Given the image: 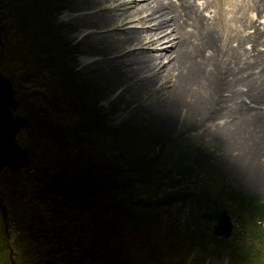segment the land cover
<instances>
[{
    "label": "trees",
    "instance_id": "trees-1",
    "mask_svg": "<svg viewBox=\"0 0 264 264\" xmlns=\"http://www.w3.org/2000/svg\"><path fill=\"white\" fill-rule=\"evenodd\" d=\"M68 7L69 0H0V14L10 18L16 31L4 36L0 64L4 62L3 56L24 63L27 57L30 67L27 71L39 72L42 56L52 59L55 55L56 62L50 61L51 66L46 67L58 65L55 69L59 71L50 69L57 76L54 74L48 84H43L45 91L35 89L29 94H43L52 112L40 105L37 113L26 112L32 127L39 130L38 135L50 139L56 147L44 159L39 156L38 169L29 172L34 183L30 185L32 197L28 202L45 205L51 216L46 220L33 210L20 214V223L43 233L55 230L71 236L86 233L73 244L77 246L81 239H88L87 247L81 245L83 252L73 255L72 264H143L144 258L138 263L135 253L141 256L142 248L149 246L155 250L169 249L176 239L204 247L212 242L218 256L229 247L231 264H264V250L252 243V238L264 232L261 227L264 201L254 194L237 192L208 154L192 142L175 151L157 133L126 124L116 127L106 124L107 114L97 107L103 95L99 84L83 80L63 64L69 44L63 43L58 31L61 26L55 25L51 18ZM27 71L21 75L23 81L30 79ZM27 98L23 94L21 101L35 103ZM62 112L69 118H59L57 115ZM98 138L104 139L109 154L102 152V145H97ZM160 170H164L162 177ZM154 173L157 180L150 186L165 182L164 190L154 189L148 195L132 192L135 182H148ZM212 196L229 207L246 226L253 245L242 247L237 241L209 233L199 225V217L193 225H182L179 217L172 221L164 215L168 210L164 208L187 200L204 202L209 208ZM88 207L92 208L89 236L85 229L87 222L77 224L72 219L76 209L84 213ZM6 238L0 230V264H4ZM69 248L67 245L62 250Z\"/></svg>",
    "mask_w": 264,
    "mask_h": 264
},
{
    "label": "bare ground",
    "instance_id": "bare-ground-1",
    "mask_svg": "<svg viewBox=\"0 0 264 264\" xmlns=\"http://www.w3.org/2000/svg\"><path fill=\"white\" fill-rule=\"evenodd\" d=\"M246 3L243 0L247 10L237 21L240 28L225 33L235 34L234 43L222 37L224 33L207 19L211 0L85 1L86 9H75L68 33L82 35V50L91 47L92 55L84 54L74 61L85 71L101 76L108 88H131V95L157 86L151 104L159 110L174 112L179 107L182 111L197 102L202 104L190 124L206 122L212 138L228 140L229 144L234 140L236 146L248 147L247 153L238 156L243 164L263 166L264 49L259 47H264V0H251L252 6ZM112 11L116 12L106 13ZM258 17L263 19L259 21ZM210 18L218 22L216 15ZM224 24L223 28L227 26ZM90 25L95 31L83 30ZM251 26L254 31L249 30ZM249 42L250 49L246 45ZM101 43L114 51L120 49L121 54L107 52L94 58L98 54L93 52L101 48ZM206 87L210 92L196 101V94ZM241 165L237 168L243 172ZM196 259L193 254L187 264H198Z\"/></svg>",
    "mask_w": 264,
    "mask_h": 264
},
{
    "label": "rangeland",
    "instance_id": "rangeland-1",
    "mask_svg": "<svg viewBox=\"0 0 264 264\" xmlns=\"http://www.w3.org/2000/svg\"><path fill=\"white\" fill-rule=\"evenodd\" d=\"M85 1L89 0H69V7L65 10L55 12L51 21L55 25L58 24L61 26V29L58 31L61 32L60 35L63 37V43L65 42L66 44H69L65 52L66 54L63 56V64L67 68H71L76 71V74H78V76L83 80L97 82L103 91V95L97 107L101 113L107 114L106 124L114 127L126 124L129 126H135L139 130H147L149 133H157L160 135L161 140L165 141V145L168 147L172 146L170 149H174L175 151H180L182 146L192 142L195 146H199L208 154L212 162L223 171L227 183L237 192L251 195L254 194L261 201H264V177L261 174H264V165L261 166V164H255V166H257L256 168L250 165L246 166L243 164V161L238 159L239 155L247 153L248 147L243 149L241 146H236L234 140L231 144H229L228 140L212 138L208 135L211 132H208L209 128L207 127L206 122L201 121L198 123L197 120L196 124H190V122L192 123L193 120H195L196 115L200 113V106L202 104H198L197 102V104L187 107L182 111L179 107H177L174 112L159 110L155 105L151 104L152 101H154L153 97L156 95L157 86L136 90L134 94L131 95V88L127 87V90H123L122 87L108 88L105 80H102L101 76L85 71L83 65H78L74 61L78 58H84V54L92 55L89 53L91 51V47L87 51L83 52V43L81 41L82 35L73 36L68 33L71 25L70 20L76 16L75 9H86ZM199 1L202 2V0ZM245 2H247L246 4L252 6V3H250L251 0H245ZM242 5L243 0H232L231 2H229V0H211V6L208 9V13H205L207 14L206 16L209 17L207 19L214 29L218 30L220 33H224L221 36L225 37L228 41L234 40V43L236 37L235 34L225 33H228L229 30L235 31L240 28V24H238L237 21L242 18V15L244 14L243 12L247 10L246 6L243 7ZM115 12L116 11L106 13L113 15ZM0 15L2 16V23L5 26L3 30L4 39L6 33L11 35L16 31L12 28V21L10 18H5L3 14ZM213 15L217 16V23L213 22L210 18ZM258 18L259 21L263 19L261 17ZM259 21L257 20L255 22L258 23ZM113 22L114 18L112 20V23ZM223 22L227 24L224 28L223 26L225 24ZM260 23L261 22L258 24ZM136 25L137 24L134 23L133 26ZM98 26H103L102 28L105 27L101 24ZM260 27H262V25H260ZM48 29L49 27H47V31ZM84 29H87V31H95V28L91 25L84 27L83 30ZM249 30L254 31V27L251 26ZM228 37L231 38L229 39ZM100 45L101 48L93 52L94 54H98L94 58H101L102 53L106 54L107 52L108 54L113 52L121 54V52H118L120 49H116L117 51H114L111 46L106 47L105 45L103 46L102 43ZM246 45L249 48L251 43H246ZM43 46L45 45L43 44L42 47ZM260 47L259 49H264V47ZM116 48H118V46ZM37 50L39 51V47H37ZM143 51L144 50H141V52ZM146 51L147 53L155 55H158L159 53L157 50ZM24 52L26 53L25 55H27L26 49ZM55 57V55H52L51 59L46 55L42 56V70H39V72H31L27 71L28 65H26L23 61H16L7 56H3L4 62L0 64V69L12 79L13 85L16 88V96L18 100H20L15 113H20L25 116H27L26 112L31 110L37 113L39 105L40 107L43 106L47 108L49 112H52L50 103L45 101L43 94L40 96L39 94H31L29 96V94L35 89L40 90L41 92L43 90L45 91L46 89L43 84H48L54 74L55 77L57 76V73L53 74L50 69L58 71L55 69L58 68V65L57 67H49L50 69L46 67V65L51 66L49 64L50 61L51 63L56 62ZM24 71H27V74L30 75V79L28 81H23L21 79V75ZM117 73L120 74L121 72L118 71ZM221 89L219 90V93L222 94L224 93V89ZM209 92V87H206V89L199 91L196 94L195 100L201 101ZM23 94L28 95L27 99H31L35 103L33 102L34 104H32L30 100L26 104L25 102H22L21 96ZM25 98L23 97V99ZM57 116L63 120L69 118V115L66 114V112H62ZM38 131L39 130L32 127V124H30L29 121L28 125L21 129L17 134V140L23 146L30 149V156L32 157L33 162L26 169L18 171L17 175L12 178L11 182L14 184V190L10 191L9 189L3 187L0 177V188L3 190L4 201L8 205L7 221L3 220L0 210V230H2L3 236L6 235L9 237L3 240V243H6V248L3 249L4 255H2L4 264H11L9 260V248L7 246L8 242L14 250V258L17 264H72V259H74L73 255L77 253L80 255L81 252H83L81 245L84 244L83 246L87 247L88 239H85V241L81 239L77 246L73 245L79 236H85L86 233L83 234L82 232H76L73 236H71L69 233H59L55 230L52 233H45L42 237H36L35 234L39 232L38 230H30L28 226L21 224L19 221L20 214H25V212L33 210L37 211L38 214L46 220H48L51 216L49 209H47L45 205L39 204L35 206L33 203L28 202L32 197V194L30 193V185L34 183L33 176L29 172H32V167L34 165H39V156L44 159V155H47L56 149L55 144L48 138L40 137L38 135ZM97 141V145H102V152H108L107 154H109V151L104 145V139L98 138ZM238 164L241 165L243 172L240 168H237L240 167ZM244 166H246V168H244ZM164 170H160L159 175L161 177ZM257 171L259 172L257 173ZM156 180L157 175L154 173L148 182L137 181L134 184L132 192L141 195H148L152 194L154 189L159 192L167 187L165 182H160L158 185L150 186L149 183H153ZM121 196L122 194L119 195V197ZM212 207L208 208L207 205H204V202H191L190 200H187L186 202L181 201L174 203L170 208H164L168 209L165 211L164 215L165 217L170 216L172 221H175L174 219L179 217L183 223L182 225H193V223L197 221V217H199L201 221L199 222V225L202 226L201 228H205L206 223L201 219L200 215L202 212L212 209ZM163 211L164 210H162V213ZM91 214L92 208L88 207L84 213H78L76 209L72 215V219H74L73 222L77 224L84 223V221L87 222L85 229L88 231V236L89 231L92 230V224L88 222ZM233 216V222L236 225V230L229 238L224 239L237 241L242 247H248L253 245L252 243L255 242L264 250V232H259L255 238H252V243H250V238L248 237L249 235L246 233V226L240 223L235 215ZM261 227L264 228V223L261 224ZM244 233H246L247 236H244ZM184 241L185 240L183 239H176L172 241V246L169 249L159 248L158 250H155L151 246L143 247L141 253L142 255L140 256L135 253L134 259H137V262L141 263L140 258L143 257V264H187L188 259L195 254L197 255L196 262H198V264H205L208 262L210 264H231L228 260L229 247H225V249H223L221 254L218 256L216 254L217 248L212 242L204 247L197 243L184 244ZM67 245H70V248L68 250L65 249V251L62 250ZM242 247L240 249H242ZM47 259L55 261L46 263Z\"/></svg>",
    "mask_w": 264,
    "mask_h": 264
},
{
    "label": "water",
    "instance_id": "water-1",
    "mask_svg": "<svg viewBox=\"0 0 264 264\" xmlns=\"http://www.w3.org/2000/svg\"><path fill=\"white\" fill-rule=\"evenodd\" d=\"M3 29L4 25L0 24V44L3 43ZM17 103L15 89L10 79L0 70V175H3V181L7 177L8 170H20L26 168L31 163L29 148L23 147L16 139L19 130L28 124L27 117L13 114ZM36 168L37 166H35ZM4 184L6 183L4 182ZM9 187L13 190L12 185H9ZM210 200L213 208L201 214V219L206 223V230L215 236L229 238L236 229L231 210L219 204L216 198H211ZM0 209L3 220H6L7 208L1 196ZM9 258L12 264H16L12 256V250ZM50 262L51 260H48V263Z\"/></svg>",
    "mask_w": 264,
    "mask_h": 264
},
{
    "label": "flooded vegetation",
    "instance_id": "flooded-vegetation-1",
    "mask_svg": "<svg viewBox=\"0 0 264 264\" xmlns=\"http://www.w3.org/2000/svg\"><path fill=\"white\" fill-rule=\"evenodd\" d=\"M11 180H12V176L9 175V176H7V178H6L5 181H6L7 184H11V183H12ZM1 181H2V179H1ZM2 182H3V181H2ZM2 186L5 187V188H7V189L10 188L9 186H6V185H4V184H2ZM0 189H1V188H0ZM1 190H2V189H1ZM2 191H3V190H2Z\"/></svg>",
    "mask_w": 264,
    "mask_h": 264
}]
</instances>
